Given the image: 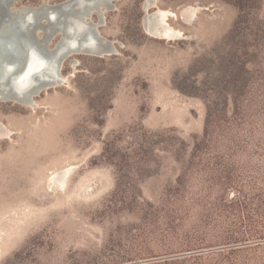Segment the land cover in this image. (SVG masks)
<instances>
[{"label": "rangeland", "instance_id": "rangeland-1", "mask_svg": "<svg viewBox=\"0 0 264 264\" xmlns=\"http://www.w3.org/2000/svg\"><path fill=\"white\" fill-rule=\"evenodd\" d=\"M62 1L18 0L8 8ZM145 1L115 3L95 29L115 53L74 55L56 76L33 78L36 86L61 84L35 98L39 108L0 102V264H157L182 254L185 264H264V246L220 245L223 217L238 215L222 212L223 199L237 195L220 186L223 161L209 154L204 169L191 165L210 116L220 126L212 137L221 159L229 139L242 145V129L254 130L249 158L264 176V0H156L160 14L181 16L168 21L181 34L172 41L149 23L157 10L147 12ZM54 23L46 32L37 28L44 21L31 29L38 40L50 38L46 50L60 40L62 23ZM66 31L63 53L84 33ZM141 131L158 136L148 159L134 154L122 168L121 159L107 160V146L124 154ZM235 154L225 162L251 197L258 176L242 173L249 159ZM207 218L218 227L205 235Z\"/></svg>", "mask_w": 264, "mask_h": 264}, {"label": "bare ground", "instance_id": "bare-ground-1", "mask_svg": "<svg viewBox=\"0 0 264 264\" xmlns=\"http://www.w3.org/2000/svg\"><path fill=\"white\" fill-rule=\"evenodd\" d=\"M94 1L95 0H65L55 4L54 6L50 5V7H46V4L44 3L40 7H36V8L22 6L17 8L15 11L10 10L8 8V4L10 3V6H12L14 3H17L18 0H14L13 3L12 0L3 1V6L0 15H2L3 17H7L8 20L11 21L10 23H17L18 25L21 24L23 27L26 26V20L35 17L37 22L39 21L45 22V25L42 26L39 24L37 25L38 26L37 28L41 32H46L48 29L51 28V25L53 24L50 22L49 15L56 16L54 17L56 18L55 21L58 20L60 21V22L59 21L56 22V24L62 23L61 28H57V29L55 28L57 30L56 35L58 34L60 38V40L58 41L57 49H59V46L61 47L64 44L66 45V41L67 39H69L66 30L71 29L74 26H77L82 30V32L84 31V33L81 34L80 37L78 35L79 39L71 38L72 42L73 40L74 41L78 40L79 47L75 46L74 48H68V50H66V52L63 53V51L61 50H56L54 52L50 50H46V48H44L45 40L44 39L38 40L34 37L31 30L27 31L22 36V39L28 47L29 46L31 47L29 50L30 56L25 65L21 64V67L18 66L19 68L14 72H12L13 68H15L14 66L19 62L17 57L9 53L10 50L8 51V49H10V45L15 40L14 31L12 30V26L14 27L15 24H6V22L0 24V78L2 77L3 79H5L9 75L8 73H11L9 75L11 76L9 80L0 82V102H13L19 104L24 108L34 111L36 108H39V105L35 101V98L39 96L43 91L56 87L58 85L61 86V84H59V81H53V80L47 82L45 81V83L43 82L42 84H39L32 91H28L24 93L16 89V86H20L25 83L24 79H27L28 77L30 79H33L36 75L47 76L52 72L56 76L59 73L61 63L67 58L74 55L94 56L93 54H88L84 52L85 50H87V48L94 49V51L95 50L103 51L105 49L112 50V47H114L115 44L112 42H105V43L100 42L96 44L94 47L93 43H94V39L96 38L95 29L99 28L104 24L103 16L105 15V13L112 11L115 6L114 4L122 0H100L96 3ZM5 4L7 7L6 9L4 8ZM143 8L147 12L150 9L157 10L153 16L150 17L147 16V17L150 18L148 21L152 25L161 24L159 30L157 28L158 33L163 32L162 34L169 41L179 39L181 34L175 31L168 24V21L170 19L180 18L181 16H178L173 12H168L167 14H160L159 13L160 10L158 8V3L156 0H146ZM197 9L198 8L195 7H188L184 9V12L195 14L197 12ZM93 15H96L97 17L96 18L97 22L95 23L93 20ZM186 21L188 22V20ZM70 51H76V52L69 54ZM106 56L109 55H103L99 58H104ZM56 60H59L58 63ZM69 63L72 66L75 65L74 61L72 62L70 60ZM9 81L10 83L14 84L15 90L10 88Z\"/></svg>", "mask_w": 264, "mask_h": 264}, {"label": "trees", "instance_id": "trees-1", "mask_svg": "<svg viewBox=\"0 0 264 264\" xmlns=\"http://www.w3.org/2000/svg\"><path fill=\"white\" fill-rule=\"evenodd\" d=\"M236 111L239 112L240 108H237ZM238 127L243 128L242 125H238ZM219 128L220 126L218 125V120H213L210 118V116L209 118L207 117V120L205 122L204 136L200 140H197L192 146V163H190L193 166L195 161L197 160L199 161L198 168L204 169V166L201 164V161L203 159V156L209 154L216 155L213 158L215 161H223V163L225 164L222 169L223 176L220 177V182L223 183H220V186L223 187V190H228L229 188L233 189L234 191H236L237 195L232 196L229 199H227L228 196H226L223 199L222 212H225V214L230 215H235V213H238V215H235V217L230 219H228L230 216L228 218L227 216H222L224 219L226 218V220L224 224H222V226L220 227H218L215 222L210 224V218H207L202 223L201 232H204V234L206 235L208 233L207 231L213 232L218 227L219 229H222L220 234V243L223 244L220 245H225L227 247H238L241 245H245L251 248H259L261 246H264V176L260 178L262 172L260 173V170L257 167L251 165L250 161L252 159L249 158L250 154L248 151V146L252 144L253 139L255 138L254 130H252L251 128H246L245 130L242 129L243 133L245 134L244 137L247 139V141L243 142L244 144L242 145L237 142L236 144H233V142H231V139L228 138L230 140L229 142L232 143V145L224 146V151H227V153L226 155H224L226 157H223L221 159L218 156V153H220V151H214L217 147L216 145L220 144L214 141L212 137L214 130ZM221 131L224 132V128H222ZM157 137V134L155 135L141 131L139 135L131 137L132 142L128 143L129 147L124 151V154H120L116 147H112L109 145L105 149L107 160L110 162L116 161L117 163V161L121 159V165H119V167L122 168L124 164L127 165V167L131 166L130 163L132 161V156H135L136 154L140 157H143V159H148L151 153V149H153L154 145L156 144L154 142V138ZM238 153L244 158L247 157L249 159L247 161L248 163H250L246 166L247 168H245V170H242V173L251 172L255 176H258L252 177L254 179L251 184L252 187L251 189L248 188V190H257V194H254L251 197L248 196V194L246 193V185H242L239 183L236 184L232 180L231 175L233 173V166L229 163V160L225 162V158H230L234 154L236 156ZM261 158L264 160V155ZM206 162L207 166L211 165L209 161ZM212 164L218 165L217 163ZM257 184L263 185V188H254L257 186ZM224 219L222 221H224ZM169 231L173 232L175 235H179L180 233L178 232V229L172 227H169ZM197 239L199 238L197 237ZM197 241H203V239ZM236 250L240 249L238 248ZM185 259L186 257L183 256V254L178 256L165 257L162 261L157 264H185Z\"/></svg>", "mask_w": 264, "mask_h": 264}, {"label": "water", "instance_id": "water-1", "mask_svg": "<svg viewBox=\"0 0 264 264\" xmlns=\"http://www.w3.org/2000/svg\"><path fill=\"white\" fill-rule=\"evenodd\" d=\"M13 1L14 0H12V3H13ZM98 1H100V0H95L94 2L96 3ZM54 5H52V6H54ZM46 7H50V5H47L46 4ZM54 17H56V16L49 15V19H50V22L51 23H54V22L56 23V22L59 21V20L58 21H55L56 18H54ZM4 22H6V24H15L14 27L12 26V30L14 31V35H15V36L14 35L13 36H14L15 40L10 45V49H8V51L10 50L9 53H11V54L15 55L17 58H19V57H21L20 55H22L23 48H25L26 49V54H25V58H24V61H23V65H25L27 63V60H28L29 56H30L29 50H30L31 47L30 46L28 47L24 43V41L22 39V36L27 31L31 30L32 27L37 23V21H36L35 17L26 20V26L23 28L22 35L21 36H18V34H17V27H16L17 26V23H10L11 21H9L7 17H3L2 16L1 19H0V24H2ZM27 26H28V28H27ZM49 39L50 38H48V39L45 40V46L48 44ZM100 42H101V38H99V35L96 33V38L94 39V43H93L94 47H95L96 44H98ZM77 47H79L78 44H77ZM57 48H58V44L53 48V50H50V51H53V52L56 51V50L63 51L65 49V44L62 45L61 47L59 46V49H57ZM95 51H94V49L87 48V50H85L84 52L85 53H88V54H93L94 56H96V57L99 58V57H101L103 55H111V54L115 53L116 52V49H115V47H112V50L105 49L103 51H97V50H95ZM74 52H76V51H70L69 54H72ZM14 67H16V65ZM0 80H1V78H0ZM24 82H25L24 84H22L20 86H16V89H18L21 92L26 93L28 91H32L36 87V85L34 83V80L33 79H30L29 77L27 79H24ZM13 88H14V86H13Z\"/></svg>", "mask_w": 264, "mask_h": 264}]
</instances>
